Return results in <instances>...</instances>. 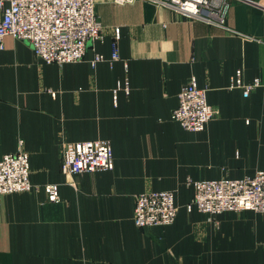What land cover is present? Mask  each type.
Segmentation results:
<instances>
[{
  "label": "crops",
  "instance_id": "0c3cea01",
  "mask_svg": "<svg viewBox=\"0 0 264 264\" xmlns=\"http://www.w3.org/2000/svg\"><path fill=\"white\" fill-rule=\"evenodd\" d=\"M229 2L223 27L161 0H95L104 38L62 66L5 37L0 158L25 149L40 188L0 199V264H264V213L224 211L216 225L187 207L190 179L264 170V0ZM239 69L261 84L232 87ZM192 76L217 110L200 131L172 118ZM62 139L110 140L114 168L65 174ZM149 190H174V222L136 224L135 196Z\"/></svg>",
  "mask_w": 264,
  "mask_h": 264
},
{
  "label": "built area",
  "instance_id": "2783aa9c",
  "mask_svg": "<svg viewBox=\"0 0 264 264\" xmlns=\"http://www.w3.org/2000/svg\"><path fill=\"white\" fill-rule=\"evenodd\" d=\"M122 2L130 0H119ZM189 16L226 27L225 18L229 0H161ZM0 48L5 37L12 36L29 42L35 55L44 61L63 65L84 58L90 44L104 38L95 0H0ZM120 27L115 28V36ZM113 58H119L114 45ZM96 53L93 63L104 60ZM260 78L252 83L243 80L237 71L231 86L243 87L246 92L261 84ZM178 105L172 118L192 131L203 130L216 117L217 110L208 102L207 88L201 87L192 76L178 94ZM61 170L67 175L78 172L113 169L115 156L110 140L95 139L60 144ZM195 187L187 207L196 206L207 218L218 225L216 215L224 211L254 210L264 213V170L241 178L189 180ZM40 185L30 180V156L20 148L0 158V199L11 192L34 190ZM49 200L59 201L58 184H45ZM134 220L139 227L165 225L175 221L178 206L174 190H149L135 196Z\"/></svg>",
  "mask_w": 264,
  "mask_h": 264
}]
</instances>
